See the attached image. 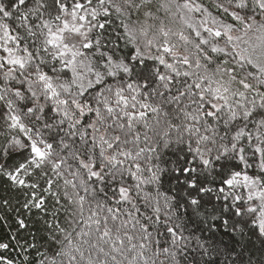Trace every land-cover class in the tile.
I'll return each instance as SVG.
<instances>
[{
    "label": "snow or ice",
    "instance_id": "snow-or-ice-1",
    "mask_svg": "<svg viewBox=\"0 0 264 264\" xmlns=\"http://www.w3.org/2000/svg\"><path fill=\"white\" fill-rule=\"evenodd\" d=\"M0 264H264V0H0Z\"/></svg>",
    "mask_w": 264,
    "mask_h": 264
},
{
    "label": "trees",
    "instance_id": "trees-1",
    "mask_svg": "<svg viewBox=\"0 0 264 264\" xmlns=\"http://www.w3.org/2000/svg\"><path fill=\"white\" fill-rule=\"evenodd\" d=\"M3 196L15 197V193L10 192L5 180L0 178V197ZM0 234H6V232L3 229H0Z\"/></svg>",
    "mask_w": 264,
    "mask_h": 264
}]
</instances>
